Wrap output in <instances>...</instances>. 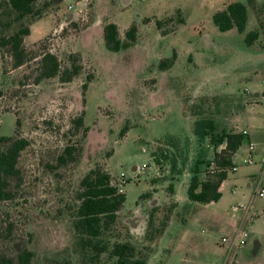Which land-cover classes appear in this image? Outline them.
Segmentation results:
<instances>
[{"label": "rangeland", "instance_id": "1", "mask_svg": "<svg viewBox=\"0 0 264 264\" xmlns=\"http://www.w3.org/2000/svg\"><path fill=\"white\" fill-rule=\"evenodd\" d=\"M4 1L0 37L17 29ZM230 2L246 5L242 34L219 32L211 22ZM106 23L116 25L121 42L134 25V43L107 51L101 39ZM23 24L29 26L23 46L33 57L43 48L64 67L74 55L81 70L67 84L57 78L33 84L38 57L16 69L8 56L3 65L0 60V136H14L17 119L16 136L28 142L17 161L19 177L8 182L12 197L0 202V255L14 259L26 248L32 264H110L106 254L82 261L71 228L78 182L98 165L125 198L103 239L109 247L127 241L145 264H264V196L258 198L245 177L256 168L242 164L245 141L217 202L186 198L194 163L212 157V149L204 143L200 151L192 136L193 105H199L197 117L210 116L218 128L264 136L263 100L253 94L264 91V0H61ZM252 31L258 37L246 46L244 34ZM81 113L83 138L71 125ZM79 140L77 159L58 166L63 147ZM198 168L201 178L217 172L212 165ZM174 202L164 232L152 237ZM237 230L247 234L245 244L228 252L219 240H231Z\"/></svg>", "mask_w": 264, "mask_h": 264}, {"label": "trees", "instance_id": "2", "mask_svg": "<svg viewBox=\"0 0 264 264\" xmlns=\"http://www.w3.org/2000/svg\"><path fill=\"white\" fill-rule=\"evenodd\" d=\"M254 0H246L248 4ZM39 6L36 7V4ZM61 0H5L3 3L9 11L11 20L17 23V29L7 36L0 37V60L3 65V59L8 56L10 59V67L16 69L24 65L29 59L38 57L36 75L33 78V84H38L42 80L57 78L60 84H67L78 75L81 70L79 58L74 55L69 56L70 63L68 66L62 67L58 59L47 51H42L38 56L34 55L30 50H26L23 46V39L29 35V26L24 25L26 18H39L41 14H45L50 7L57 8ZM1 8V6H0ZM149 20L146 19L145 22ZM178 25L183 20L178 18ZM211 22L219 32H226L234 29L238 34H242L247 22V8L245 4L239 2H230L221 10L211 15ZM154 27L159 31L161 36L167 35V32L161 31L162 23L154 20ZM117 27L113 23H106L101 28V39L104 48L107 51L116 52L119 49L129 47L134 43L136 37V28L131 25L126 29L123 41L118 40ZM258 34L256 31L244 34L243 43L246 46L256 40ZM34 44L32 48H35ZM174 55L168 60L171 64ZM159 63V67L162 66ZM2 71L5 68L2 66ZM91 75L86 76V81L91 79ZM23 78H26L24 76ZM20 83V82H19ZM86 85H82L85 90ZM199 105L195 104L189 110L190 116L194 117L191 122V133L196 140L197 147L201 151L202 145L205 143L207 148L212 149V157L210 160L200 158L199 162H195L190 171V178L186 190V198L192 203L209 204L215 203L220 198L219 186L226 179L227 173L232 171V156L238 150L244 136L233 130H226L217 126L215 121L210 117H197ZM82 113L71 121L72 129L79 131L81 129L83 138L86 128L82 127ZM19 122L15 120V132ZM3 137L0 136V202L11 199L12 194L7 190L8 182L17 180L19 171L16 167L20 153L27 147L28 142L16 136ZM171 140V138H170ZM219 149V150H218ZM80 152V140L78 142L67 143L60 155L56 158L58 166H64L74 162ZM206 161V162H205ZM171 171L174 172L175 160L170 159ZM205 164L206 167L212 165L217 172H211L203 178L199 176V165ZM177 175L180 174L177 170ZM167 190L172 193V186L169 184ZM147 197V194L141 195ZM77 202L73 209L71 218V228L74 233L78 254L82 261L94 260L98 261L102 254H106L110 264H145V258L136 252L135 247L127 241L114 242L111 246L105 239L117 219V213L124 203V194L117 187L110 183L109 174L104 172L100 166L95 165L88 170L78 182V190L75 194ZM175 202L171 204L163 216V221L159 227L154 229L152 237H159L164 232L171 209ZM153 209V208H152ZM153 212V210H151ZM152 225V215L149 214L146 221V231ZM33 253L23 248L19 251L14 259L0 255V264H32ZM67 264V263H64Z\"/></svg>", "mask_w": 264, "mask_h": 264}, {"label": "built area", "instance_id": "3", "mask_svg": "<svg viewBox=\"0 0 264 264\" xmlns=\"http://www.w3.org/2000/svg\"><path fill=\"white\" fill-rule=\"evenodd\" d=\"M261 96L264 100V91L262 92ZM241 134L244 136L245 132L242 131ZM243 164L244 165H257L260 170V176L264 178V146L257 149L254 143H248L246 145L245 152H244ZM232 171H235V167L232 168ZM259 182H260V178L255 181V185L258 186V189L256 190V196L258 198H261L264 195V187H263L264 185L263 184L259 185ZM244 238H245L244 234L242 236H238L237 234H235L230 244L232 245L233 243H235L238 246H242L244 245ZM219 242L221 244H227L229 240L225 238H221Z\"/></svg>", "mask_w": 264, "mask_h": 264}, {"label": "crops", "instance_id": "4", "mask_svg": "<svg viewBox=\"0 0 264 264\" xmlns=\"http://www.w3.org/2000/svg\"><path fill=\"white\" fill-rule=\"evenodd\" d=\"M244 92H247L248 93V90H244ZM263 92V91H262ZM262 92H258V93H256V90H253V94L254 95H258V96H256L255 98L256 99H258L259 97H260V99H262L263 100V98H262V96H261V94H262ZM256 93V94H255ZM259 100V99H258ZM261 100V101H262ZM263 106H264V100H263ZM237 128V127H236ZM242 131H244L245 132V135H244V139H243V141H245V146H244V149L242 150L241 149V155H242V164H243V157H244V152H245V148H246V145L248 144V143H254L255 145H256V148L257 149H259V148H261L262 146H264V136H254V135H252V134H249L247 131H245L244 129H242V130H240V129H238V131H237V133H241ZM234 132H236V131H234ZM242 141V142H243ZM241 148V145H240V147L238 148V150ZM219 150V149H218ZM237 152V151H236ZM236 152H235V154H236ZM235 154L232 156V158H231V162H232V165H233V167H235V171H236V166H235V163H234V157H235ZM244 165V164H243ZM245 166V168H246V166H254V167H256V168H254V169H248L247 170V173L245 174L246 176V178L247 179H250L251 181H253V184H252V186L254 187H256V190L258 189V186H256L255 185V181L257 180V179H259L260 178V182H259V185H264V178L263 177H261L260 176V170H259V167L257 166V165H244ZM235 171H232V172H235ZM223 183V182H222ZM221 183V184H222ZM252 183V182H251ZM220 184V185H221ZM264 187V186H263ZM219 189H220V186H219ZM218 189V190H219ZM264 196V195H263ZM234 210H236V208H233ZM244 210H246V212H247V208H245ZM255 217H256V215H255ZM235 234H237L238 236H242L243 234L245 235V238H244V244H245V239H246V237H247V234L245 233V232H243V231H239V230H237L236 231V233ZM232 240V239H231ZM231 240H229V242L227 243V251L229 252L230 250H231V248L233 247V246H236L237 244H235V243H233L232 245L230 244V242H231ZM220 243V242H219ZM238 246V245H237Z\"/></svg>", "mask_w": 264, "mask_h": 264}]
</instances>
